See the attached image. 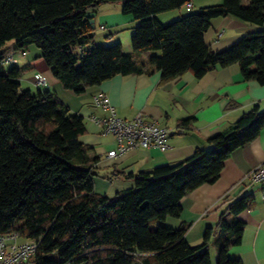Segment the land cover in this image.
Instances as JSON below:
<instances>
[{"label": "trees", "instance_id": "obj_1", "mask_svg": "<svg viewBox=\"0 0 264 264\" xmlns=\"http://www.w3.org/2000/svg\"><path fill=\"white\" fill-rule=\"evenodd\" d=\"M102 1L0 0V233L38 240L28 259L33 264H212L211 227L200 244L192 245L185 239L188 224L171 227L163 220L179 216L183 195L213 182L229 154L259 134L264 110L253 105L208 137L209 148L143 171L133 187L109 198L94 190L93 167L100 157L79 139L85 131L82 116L71 113L53 91L21 88L22 68L3 66L4 45L9 40L17 48L35 44L53 76L75 93L118 73L155 68L168 80L187 70L200 77L216 65L233 63L243 78L264 84V0H221L165 23L157 13L190 0H122V13L138 22L130 52L120 42L94 43V28L84 15ZM225 15L257 29L214 51L203 33L212 18ZM156 50L160 54L146 62L139 58ZM191 120L182 119L179 127ZM250 206L251 198L242 195L220 213L214 264H242L228 250L241 240L244 222L237 214Z\"/></svg>", "mask_w": 264, "mask_h": 264}, {"label": "crops", "instance_id": "obj_2", "mask_svg": "<svg viewBox=\"0 0 264 264\" xmlns=\"http://www.w3.org/2000/svg\"><path fill=\"white\" fill-rule=\"evenodd\" d=\"M207 1L199 2L197 7L221 2ZM121 3L122 0H106L88 9L94 12L92 27L98 24L110 29L109 27H117L129 21L127 16L122 15L124 13L121 11ZM181 15L183 14L180 9H171L157 13L156 18L165 23ZM255 29L256 25L235 16H218L210 20L203 38L209 48L218 51L233 44L243 33ZM107 36H110V40L117 39V34L113 31ZM30 46L17 48L15 41L10 40L4 45L6 49L14 50L17 60L14 64L26 71L18 79L21 88L32 92L33 86L36 90L53 91L71 113L82 116L85 131L79 139L92 147V153L110 160L112 167L109 168V182H118L116 189L133 187L134 177L143 171H150L163 164H177L189 157L196 148H209L208 137L228 128L253 105L264 110V84L243 78L237 63L216 65L200 77H195L192 71L187 70L168 80H163L160 70L155 68L139 73H118L97 85L86 87L83 92L75 93L64 88L53 76L41 56V50L32 49ZM152 54L159 55L160 51H148L139 58L146 62ZM36 72L45 77L46 87L35 85ZM99 90L106 93L109 103L119 116L129 119L142 112L167 127V149L161 151L156 147H136L107 157L106 151L114 147L112 137L109 135L108 141H104L108 134H101L99 127L90 118L91 114L106 113L92 103V96ZM185 118L192 120L187 127L180 130L179 122ZM261 162H264V127L254 139L229 154L219 176L213 182L203 183L183 195L180 199V215L167 216L163 223L171 227H177L182 222L188 224L185 239L192 245L200 244L205 229L211 227L209 240L214 244L216 222L220 213L225 210L230 200L248 195L251 206L237 214L244 222L241 240L229 248L228 255L240 258L242 264H264V196L259 185L251 183L246 177ZM225 217L228 219L231 214L226 213ZM210 259L212 262L211 254Z\"/></svg>", "mask_w": 264, "mask_h": 264}, {"label": "built area", "instance_id": "obj_3", "mask_svg": "<svg viewBox=\"0 0 264 264\" xmlns=\"http://www.w3.org/2000/svg\"><path fill=\"white\" fill-rule=\"evenodd\" d=\"M185 9L187 11L191 9V2L185 5ZM220 34L221 31L218 35ZM4 61L9 63L17 61L13 49H7ZM34 83L37 87L47 86V81L40 72L35 73ZM92 103L106 112L103 115L91 114L90 118L99 127L101 134L112 137L114 147L106 151L107 157L116 156L136 147H156L161 151L167 149L166 139L169 130L156 119L142 112L129 119L119 116L103 90L97 91L92 96ZM246 177L251 183L259 185L264 196V162L249 171ZM37 248L38 240L25 239L16 232L0 233V264H26L36 253ZM75 264H86V262Z\"/></svg>", "mask_w": 264, "mask_h": 264}, {"label": "rangeland", "instance_id": "obj_4", "mask_svg": "<svg viewBox=\"0 0 264 264\" xmlns=\"http://www.w3.org/2000/svg\"><path fill=\"white\" fill-rule=\"evenodd\" d=\"M191 2V9L190 11H186L185 5H183L180 8H176L177 10L180 9L182 14L188 13V12H196L198 11L199 7L198 4L199 2L202 3L203 0H190ZM207 2H214L213 0H208ZM194 3V6H193ZM212 4H219V3H212ZM211 5V4H208ZM123 16H127L129 21L125 22L122 25H119L117 27H109L110 29H107L105 27H100L98 24H95L94 26V40L96 45H110L115 42H120L122 45V48L125 52H130L131 51V41H130V35L133 33L135 26L137 25L138 22L133 20L132 16L130 14H122ZM178 18V17H177ZM175 18V19H177ZM172 19V20H175ZM170 20V21H172ZM167 21V22H170ZM117 34V39L116 40H110V36H107L109 32H112ZM109 37V38H108ZM14 41V40H10ZM32 49H40L38 48L35 44H30ZM26 50V49H24ZM3 66L5 69H10L12 66H18V64H13L9 63L7 61L3 62ZM25 70L21 71V75L23 74ZM26 73V71L24 72ZM32 88V93H36V89L31 86ZM104 141H108L109 135L104 137ZM100 157V155L98 154ZM112 167L110 160L108 158H105L104 156L100 157L99 160L94 164L93 167V184H94V190L95 192L99 194H105L109 198H113L116 194V192L120 189H116L117 183H111L109 182V178L111 177V174H109V168ZM119 184V183H118ZM119 186V185H118ZM134 186V185H133ZM130 188V187H127ZM126 188V189H127ZM121 191V190H120ZM212 240H208L207 246H208V251L210 252L212 256V264L215 263L216 260V247L213 243H211ZM31 262H29L30 264Z\"/></svg>", "mask_w": 264, "mask_h": 264}, {"label": "water", "instance_id": "obj_5", "mask_svg": "<svg viewBox=\"0 0 264 264\" xmlns=\"http://www.w3.org/2000/svg\"><path fill=\"white\" fill-rule=\"evenodd\" d=\"M93 17H94L93 11L85 12L84 19H87L91 26H93Z\"/></svg>", "mask_w": 264, "mask_h": 264}]
</instances>
